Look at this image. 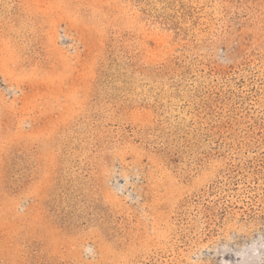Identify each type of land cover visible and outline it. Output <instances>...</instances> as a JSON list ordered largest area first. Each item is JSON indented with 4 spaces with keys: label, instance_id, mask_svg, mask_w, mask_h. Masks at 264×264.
<instances>
[{
    "label": "rangeland",
    "instance_id": "1",
    "mask_svg": "<svg viewBox=\"0 0 264 264\" xmlns=\"http://www.w3.org/2000/svg\"><path fill=\"white\" fill-rule=\"evenodd\" d=\"M0 264H264V0H0Z\"/></svg>",
    "mask_w": 264,
    "mask_h": 264
}]
</instances>
